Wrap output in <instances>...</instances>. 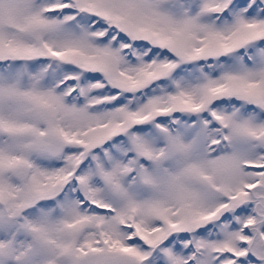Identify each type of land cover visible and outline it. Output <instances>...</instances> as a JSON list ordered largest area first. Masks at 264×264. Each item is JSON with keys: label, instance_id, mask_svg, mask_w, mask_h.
Here are the masks:
<instances>
[{"label": "snow or ice", "instance_id": "obj_1", "mask_svg": "<svg viewBox=\"0 0 264 264\" xmlns=\"http://www.w3.org/2000/svg\"><path fill=\"white\" fill-rule=\"evenodd\" d=\"M0 264H264V0H0Z\"/></svg>", "mask_w": 264, "mask_h": 264}]
</instances>
